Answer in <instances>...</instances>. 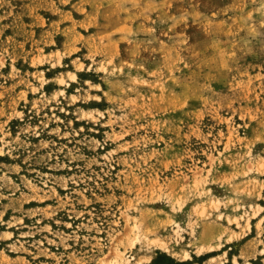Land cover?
I'll return each instance as SVG.
<instances>
[{"label": "rangeland", "instance_id": "obj_1", "mask_svg": "<svg viewBox=\"0 0 264 264\" xmlns=\"http://www.w3.org/2000/svg\"><path fill=\"white\" fill-rule=\"evenodd\" d=\"M159 255L264 264V0H0V264Z\"/></svg>", "mask_w": 264, "mask_h": 264}, {"label": "bare ground", "instance_id": "obj_2", "mask_svg": "<svg viewBox=\"0 0 264 264\" xmlns=\"http://www.w3.org/2000/svg\"><path fill=\"white\" fill-rule=\"evenodd\" d=\"M72 77H73V79H75L76 78V74H73ZM60 81L64 82V78H61ZM185 257H188V253H186ZM212 258H214V256ZM107 264H121V263H120V260L118 258H116V259H113V260L109 261ZM195 264H198V263H195Z\"/></svg>", "mask_w": 264, "mask_h": 264}, {"label": "trees", "instance_id": "obj_3", "mask_svg": "<svg viewBox=\"0 0 264 264\" xmlns=\"http://www.w3.org/2000/svg\"><path fill=\"white\" fill-rule=\"evenodd\" d=\"M160 258H161L160 255L157 256L155 259L152 260V262L150 264H161L160 260H159ZM168 264H178V263H176V261L170 257Z\"/></svg>", "mask_w": 264, "mask_h": 264}]
</instances>
